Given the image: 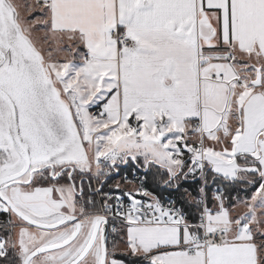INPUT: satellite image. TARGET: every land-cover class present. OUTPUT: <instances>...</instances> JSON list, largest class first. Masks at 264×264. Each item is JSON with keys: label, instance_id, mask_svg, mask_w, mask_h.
Segmentation results:
<instances>
[{"label": "snow or ice", "instance_id": "1", "mask_svg": "<svg viewBox=\"0 0 264 264\" xmlns=\"http://www.w3.org/2000/svg\"><path fill=\"white\" fill-rule=\"evenodd\" d=\"M0 264H264V0H0Z\"/></svg>", "mask_w": 264, "mask_h": 264}]
</instances>
